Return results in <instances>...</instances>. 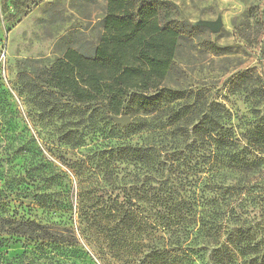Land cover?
<instances>
[{
    "label": "rangeland",
    "instance_id": "374dc122",
    "mask_svg": "<svg viewBox=\"0 0 264 264\" xmlns=\"http://www.w3.org/2000/svg\"><path fill=\"white\" fill-rule=\"evenodd\" d=\"M140 1L182 28L165 86L179 90V102L194 110L192 149L178 139L182 152L191 149L189 168L183 159L174 164L194 184L202 234L193 232L186 242L179 224L168 229L151 218L147 173L117 151L147 142L145 130L132 132L113 119L90 123L58 112L65 107L59 101L55 110L43 108L31 95L26 73L49 67L69 47L93 51L106 0H0V215L49 225L70 239L69 228L77 240L40 246L5 234L7 264H216V251L230 253L223 256L229 264H264V152L243 138L264 118V0ZM219 16V32L194 25ZM216 104L214 118L233 128L230 148L246 165L224 162L207 132L195 128L206 127ZM142 112L130 113L128 126ZM67 134L75 139L67 142ZM111 206L121 211L95 224L80 214ZM129 207L137 218L128 225L122 217Z\"/></svg>",
    "mask_w": 264,
    "mask_h": 264
},
{
    "label": "trees",
    "instance_id": "16d2710c",
    "mask_svg": "<svg viewBox=\"0 0 264 264\" xmlns=\"http://www.w3.org/2000/svg\"><path fill=\"white\" fill-rule=\"evenodd\" d=\"M106 2L102 36L92 52L69 47L49 67L38 73H26L25 80L31 85V95L43 108L55 110L59 101L65 107L58 112L77 115L90 123H112V115L143 111V116H139L136 123L126 127L132 132L145 130L147 142L123 145L117 150L119 157H131L147 173L143 191L145 198L153 203L151 218L154 222H160V226L168 229L179 224L188 242L193 232L202 234L204 226L196 229L194 184L188 180L189 174L181 175L185 171H181L179 165L175 166L174 160L183 159V165L189 168L187 160L193 147L188 140L192 119L189 115L192 116L194 110L186 100L179 102L183 97L179 90L165 86L182 28L165 23L160 10L145 5L143 1ZM220 107V104L211 106L210 116L205 115L206 127H202V122L195 128L198 133L207 132L216 151L222 150L224 162L229 159L246 165V158H240V154L232 153L230 148L234 144L233 128L224 127L214 118L216 108ZM111 126L118 128L115 124ZM67 137V142L75 139L72 134H67ZM179 138L185 143V149L191 148L188 152H182ZM243 138L248 146L264 152V118L243 134ZM168 158L173 160L169 166ZM120 211L114 206L106 210L82 208L80 214L95 224L101 219L99 216L116 217ZM123 212V223L129 225L136 221L137 215L132 208ZM66 230L70 239L63 235L62 230L49 225L34 220H11L0 215V264H7L6 251L3 250L7 240L5 234L25 238L40 246L48 243L61 246L65 242L75 246L74 231ZM215 255L216 264H229L223 261V256H230V253L216 251ZM189 257L193 260V256Z\"/></svg>",
    "mask_w": 264,
    "mask_h": 264
},
{
    "label": "water",
    "instance_id": "95a60500",
    "mask_svg": "<svg viewBox=\"0 0 264 264\" xmlns=\"http://www.w3.org/2000/svg\"><path fill=\"white\" fill-rule=\"evenodd\" d=\"M194 25L208 27L210 30H212V32H219L221 31L220 29L223 26V20L221 16L213 20L200 19L197 20ZM112 119L115 121L116 124L120 126H128L132 122L130 114L112 115Z\"/></svg>",
    "mask_w": 264,
    "mask_h": 264
}]
</instances>
